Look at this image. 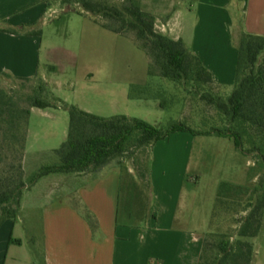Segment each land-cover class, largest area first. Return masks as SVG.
<instances>
[{"label":"crops","instance_id":"crops-1","mask_svg":"<svg viewBox=\"0 0 264 264\" xmlns=\"http://www.w3.org/2000/svg\"><path fill=\"white\" fill-rule=\"evenodd\" d=\"M141 6L154 17L155 29L181 41L220 88L233 86L240 34L264 36V0H141ZM74 12L51 18L46 0H0V80L39 77L59 87L60 80L72 78L73 50L55 47L48 39L58 33L67 38ZM78 108L101 118L129 117ZM31 134L28 128L24 161H38L41 153L51 156L57 149L30 144ZM171 179L152 180L145 219L139 226H128L118 220L121 178L115 168L46 176L22 193L15 219L0 227V264H198L202 241L195 229L181 224V210H189V202L179 177L176 186ZM73 197L94 215L95 233L71 205ZM251 264H264V260L253 256Z\"/></svg>","mask_w":264,"mask_h":264},{"label":"rangeland","instance_id":"rangeland-1","mask_svg":"<svg viewBox=\"0 0 264 264\" xmlns=\"http://www.w3.org/2000/svg\"><path fill=\"white\" fill-rule=\"evenodd\" d=\"M47 3L53 11L51 18L75 11L66 30L67 38L58 33L53 40L48 39L55 47L73 50L72 78L60 80L59 87L39 77L27 81L9 77L0 80V88L20 110L34 109L31 107L34 99L50 106L42 111L32 110L29 115L30 144L59 148L68 128V114L61 108L62 103L86 107L97 115L124 113L160 129L181 122L194 130H203L215 121V110L200 99L201 95H187L166 79L148 76L149 60L132 39L95 25L91 14L84 13L76 0H48ZM36 27L41 29L40 24ZM232 88H213L211 93L226 96ZM158 93L164 94L161 101L165 108H159V101L154 98ZM129 95L144 100H131L127 98ZM177 136L180 137L156 142L151 151L123 154L105 167L115 168L120 174L121 206L129 195L131 181L137 183L146 200L152 192V180L166 176L174 179L176 186L179 177L187 197L185 202H189V210H181V224L187 223L188 229H195L202 241L201 264H211L217 241L223 236L230 238V242L235 241L240 222L258 206L264 194V166L255 157L238 152L232 140L214 136L194 138L184 133ZM186 136L190 139L186 140ZM7 149L6 145L1 148L0 171L5 170L3 175L16 178L17 173L8 169L10 165L15 166L18 155ZM40 157L38 161L31 158L24 161L23 156L22 179L55 162L46 152ZM221 183L240 190L237 195L231 192L230 199L219 203L216 195ZM37 190L41 191L35 194L44 191ZM120 213L125 217L123 210ZM261 214V233L249 242L253 256L264 260V207Z\"/></svg>","mask_w":264,"mask_h":264},{"label":"trees","instance_id":"trees-1","mask_svg":"<svg viewBox=\"0 0 264 264\" xmlns=\"http://www.w3.org/2000/svg\"><path fill=\"white\" fill-rule=\"evenodd\" d=\"M115 1L118 0H76V3L84 13L91 14L94 23L102 29L134 41L149 60L148 76L166 79L187 95H201L200 99L215 110V121L203 130H194L181 122H173L160 129L126 116L101 118L75 105L62 103L61 108L68 114V128L65 140L51 152L55 162L40 167L24 180L21 163L30 110H20L7 92L0 88V155L3 145L18 155L15 166L10 165L8 169L17 173L18 177L3 175L5 170L0 171V227L5 221L15 219L22 193L38 180L54 174H95L115 158L140 150L142 153L148 149L151 151L156 142L175 133H187L194 138L214 136L232 140L238 152L255 157L264 166V36L240 34L236 42L233 88L226 96L213 94V88L218 86L214 84L210 72L181 41H174L155 30V19L143 11L141 0ZM30 33L39 36L38 32ZM163 95L158 93L154 96L159 101V108H165V103L161 101ZM31 107L46 109L50 106L34 99ZM147 175L149 181V172ZM140 177L143 180L145 176L142 174ZM129 185V195L123 206L119 199L118 220L128 226H139L147 215L151 198H143L135 181ZM121 190L122 187L120 194ZM238 190L240 187L221 183L216 199L223 203L230 199L231 192L237 195ZM70 203L95 233L98 223L94 215L77 198H71ZM263 207L264 194L256 209L240 222L235 231V241L230 242V238L224 236L217 241L212 250L211 264L252 263L254 251L249 240L260 234ZM121 210L125 212V217L121 216ZM201 254L202 250L198 264H201Z\"/></svg>","mask_w":264,"mask_h":264}]
</instances>
